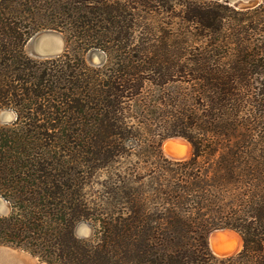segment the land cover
<instances>
[{
	"label": "trees",
	"instance_id": "1",
	"mask_svg": "<svg viewBox=\"0 0 264 264\" xmlns=\"http://www.w3.org/2000/svg\"><path fill=\"white\" fill-rule=\"evenodd\" d=\"M43 30L59 57L25 53ZM32 107L48 120L0 126V245L38 264H264V5L0 0V109ZM170 137L190 159L163 156ZM219 229L236 256L210 252Z\"/></svg>",
	"mask_w": 264,
	"mask_h": 264
},
{
	"label": "water",
	"instance_id": "2",
	"mask_svg": "<svg viewBox=\"0 0 264 264\" xmlns=\"http://www.w3.org/2000/svg\"><path fill=\"white\" fill-rule=\"evenodd\" d=\"M203 1L223 3L233 8L236 11L252 10L259 7L260 5H264V0H203ZM28 42L32 43L33 49L31 51L32 52L31 54L35 58L53 59L59 57L63 52L62 39L56 33H52L51 30H45L44 32L36 33L28 40ZM1 118L6 120L8 119V115L3 114ZM175 138H180L187 142V140L181 137H172L166 139L164 142ZM167 149L168 152H170V156L172 157L171 159H169L165 156V158L168 159L169 161L183 162L188 160L185 159L183 151L179 148H176L174 145L169 146ZM0 211H1V205H0ZM77 233L83 235L84 228H79L77 230ZM224 233L227 234L233 233L234 235L238 236L241 239L238 233L230 229H219L212 231L208 235V244H209V249L214 257L228 258V257L236 256L238 253L241 252L243 248V244H242L241 248L237 250V244L234 238L231 236H225ZM225 239H229V240H225ZM0 264H10V263L0 261ZM33 264H37V262L34 261Z\"/></svg>",
	"mask_w": 264,
	"mask_h": 264
},
{
	"label": "rangeland",
	"instance_id": "3",
	"mask_svg": "<svg viewBox=\"0 0 264 264\" xmlns=\"http://www.w3.org/2000/svg\"><path fill=\"white\" fill-rule=\"evenodd\" d=\"M44 31L45 30L40 31V32H44ZM51 32L52 33H56L62 39V41H63V52H64L65 48H66V45H65L63 36L60 33H58V32H55V31H51ZM32 49H33L32 43L27 42L25 47H24V51L30 58H32L34 60H46V59H41V58H35L34 56H32V54H31L32 53L31 52ZM63 52H62V54H63ZM104 59H105V56L103 55V53H101V52H99L97 50H91L85 55L86 62L88 63V65H90L92 67H97V66L101 65L104 62ZM3 114H5V115L7 114L8 115V119H6V120L2 119L1 116ZM34 117H36L39 120V122H42V123L48 120L47 119V114L46 115L36 114L35 113V107H32V110H30V113L28 115H24L23 114L21 116H19L18 111H16L13 108H2V109H0V126H4V125H9L10 126L17 119H20V121H22V122H28L29 121L28 118H34ZM51 118H54V115L50 116V119ZM170 138H172V137H170ZM167 139H169V138H167ZM163 142L161 144V151H162ZM41 143H42V146H44V147H47V145H49V141L43 140V141H41ZM189 152L190 153H189L188 157L185 158V159H190L191 158V156H192L191 147L189 149ZM39 153H43V152H39ZM62 153H64V152H62ZM162 154H163V151H162ZM163 156L165 157L164 154H163ZM131 160L135 161L136 159L132 158ZM98 180H99L98 181L99 183H102L105 180V176L101 175ZM87 193H88V198L89 199L98 198L99 195H101V193H102V187L100 185H95V186L91 187L89 190H87ZM0 205H1L0 215H5L7 213V208L8 207L1 200H0ZM79 228H84L83 235H80V234L77 233V230ZM92 231H93L92 228L88 224L81 223L76 228V235L79 236V237H88V236H90L92 234ZM208 235H207V243H208ZM208 246H209V244H208ZM0 261L1 262L2 261L3 262H7V263H10V264H33V262L36 261V260L34 258H32L29 254H27L24 251H21V250H19L17 248H14V247H11V246H8V245H0Z\"/></svg>",
	"mask_w": 264,
	"mask_h": 264
},
{
	"label": "bare ground",
	"instance_id": "4",
	"mask_svg": "<svg viewBox=\"0 0 264 264\" xmlns=\"http://www.w3.org/2000/svg\"><path fill=\"white\" fill-rule=\"evenodd\" d=\"M175 146L176 148H179L183 151L184 153V157L187 158L188 155H189V149H190V145L188 142H185L184 140L180 139V138H175V139H172V140H169V141H166L163 143L162 145V151H163V154L171 159L172 157L170 156V152H168V147L169 146ZM225 236H231L234 238L236 244H237V250H239L241 248V245H242V241L241 239L234 235L233 233H230V234H227V233H224ZM225 240H229V239H225Z\"/></svg>",
	"mask_w": 264,
	"mask_h": 264
}]
</instances>
